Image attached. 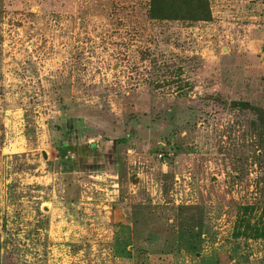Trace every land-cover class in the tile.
<instances>
[{"label":"rangeland","instance_id":"rangeland-1","mask_svg":"<svg viewBox=\"0 0 264 264\" xmlns=\"http://www.w3.org/2000/svg\"><path fill=\"white\" fill-rule=\"evenodd\" d=\"M209 1L0 0V264H264V126L230 106L264 108V0Z\"/></svg>","mask_w":264,"mask_h":264},{"label":"trees","instance_id":"trees-1","mask_svg":"<svg viewBox=\"0 0 264 264\" xmlns=\"http://www.w3.org/2000/svg\"><path fill=\"white\" fill-rule=\"evenodd\" d=\"M149 17L156 20H183V21H211L212 11L209 0H149ZM221 98V97H220ZM218 101L219 98H215ZM230 106L237 109H251L256 112L261 124L264 126V108L251 105L248 101L233 99ZM95 144L90 147L93 150ZM61 155L66 156L71 152L72 145L64 143L58 145ZM248 209V208H247ZM244 228L239 229L236 235L254 233L259 236H264V206L260 211V218L255 225L250 224V220L244 219Z\"/></svg>","mask_w":264,"mask_h":264}]
</instances>
